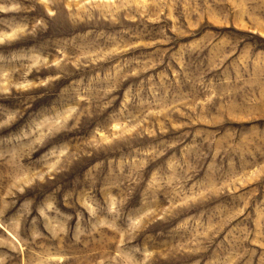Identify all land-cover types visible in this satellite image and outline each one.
I'll return each instance as SVG.
<instances>
[{"label": "rangeland", "instance_id": "374dc122", "mask_svg": "<svg viewBox=\"0 0 264 264\" xmlns=\"http://www.w3.org/2000/svg\"><path fill=\"white\" fill-rule=\"evenodd\" d=\"M0 264H264V0H0Z\"/></svg>", "mask_w": 264, "mask_h": 264}]
</instances>
